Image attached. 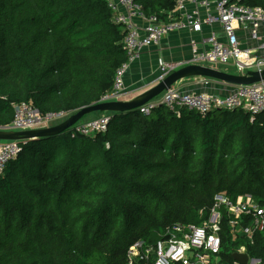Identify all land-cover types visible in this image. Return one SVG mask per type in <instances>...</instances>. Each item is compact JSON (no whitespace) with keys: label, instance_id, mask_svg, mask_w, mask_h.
I'll list each match as a JSON object with an SVG mask.
<instances>
[{"label":"trees","instance_id":"16d2710c","mask_svg":"<svg viewBox=\"0 0 264 264\" xmlns=\"http://www.w3.org/2000/svg\"><path fill=\"white\" fill-rule=\"evenodd\" d=\"M135 1L164 22L175 7ZM124 33L105 0H0V127L12 103L70 115L101 101L127 59ZM97 112L109 115L104 131L72 135L74 123L19 141L0 174V264H125L135 240L153 243L177 221L200 223L216 194L264 205V111ZM226 216L221 259L244 245L264 261V232L251 243Z\"/></svg>","mask_w":264,"mask_h":264},{"label":"built area","instance_id":"2783aa9c","mask_svg":"<svg viewBox=\"0 0 264 264\" xmlns=\"http://www.w3.org/2000/svg\"><path fill=\"white\" fill-rule=\"evenodd\" d=\"M112 12V20L124 30L122 44L127 59L115 71L112 88L101 101L121 100L124 94V74L141 53L157 46L163 37L172 32H188L190 53L187 58L168 62L158 57L156 81L163 79L175 66L202 64L207 66L232 64L237 73L264 69V7L248 6L243 0H175L170 21L164 22L154 13H145L135 0H105ZM218 26L219 32L204 27ZM196 34V36H195ZM206 89L170 85L159 97L139 106V111L148 113L153 107L163 104L179 114L181 108L206 114L215 108H241L251 115L264 111V80L245 85L223 83L221 91L209 85L214 79L204 77ZM219 82V81H216ZM13 117L0 130L20 131L44 128L62 122L69 114L66 111L40 112L31 102L12 103ZM109 115H101L77 121L72 135H93L106 129ZM0 140V174L7 162L20 152L19 141ZM199 210L200 223L174 222L166 227L155 242L138 239L132 242L125 253V264H242L233 259L224 261L219 256L221 249V223L227 216L230 231L240 233L253 242L256 231L264 232V205L250 194L235 200L224 194L214 195L208 215ZM235 251L247 254L245 264H264L260 258L248 254L241 245Z\"/></svg>","mask_w":264,"mask_h":264},{"label":"water","instance_id":"95a60500","mask_svg":"<svg viewBox=\"0 0 264 264\" xmlns=\"http://www.w3.org/2000/svg\"><path fill=\"white\" fill-rule=\"evenodd\" d=\"M200 75L208 77L219 82L233 84V85H245L254 83L260 80H264V69L260 71L249 72L247 75L229 73L221 69L202 65V64H186L182 66H175L163 79L159 80L152 87L147 89L141 98L131 101L123 100H110L99 101L94 104L83 106L74 113L70 114L62 122L51 125L44 128H36L20 131H6L0 130V140H13V139H31L42 136H48L56 134L76 123L84 115L94 111H122L139 107L140 105L148 102L154 97L160 95L166 88L172 85L177 79L186 75ZM233 259L238 260L240 263L245 264L247 261V254L233 251L231 253Z\"/></svg>","mask_w":264,"mask_h":264},{"label":"crops","instance_id":"0c3cea01","mask_svg":"<svg viewBox=\"0 0 264 264\" xmlns=\"http://www.w3.org/2000/svg\"><path fill=\"white\" fill-rule=\"evenodd\" d=\"M211 29L219 32V28L216 25L204 27L203 32L207 33ZM188 37V32H172L163 37L157 46H152L144 50L140 57L130 65L124 74V94L121 100L131 101L141 98L147 89L157 83L158 57L168 62H177L187 58L190 53ZM203 79V76L196 74L186 75L177 79L172 85L177 87H190L193 89H206L203 85ZM209 85L214 91H221V89L224 88L221 82L211 81ZM158 97H160V95ZM156 99L157 98H154L152 100ZM58 123L60 122H55L54 125Z\"/></svg>","mask_w":264,"mask_h":264},{"label":"rangeland","instance_id":"374dc122","mask_svg":"<svg viewBox=\"0 0 264 264\" xmlns=\"http://www.w3.org/2000/svg\"><path fill=\"white\" fill-rule=\"evenodd\" d=\"M214 67L218 68V69H222V70L228 71L229 73H237V70H236L235 66L232 65V64H218V65H214ZM158 96L155 97V98H157L156 100H159ZM160 96H161V94H160ZM97 116H99V112L94 111V112L86 114L83 117V119L94 118V117H97Z\"/></svg>","mask_w":264,"mask_h":264}]
</instances>
